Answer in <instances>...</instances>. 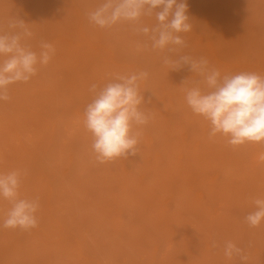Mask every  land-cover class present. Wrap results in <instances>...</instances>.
Here are the masks:
<instances>
[{
	"label": "rangeland",
	"instance_id": "obj_1",
	"mask_svg": "<svg viewBox=\"0 0 264 264\" xmlns=\"http://www.w3.org/2000/svg\"><path fill=\"white\" fill-rule=\"evenodd\" d=\"M101 2L0 0V31L19 18L34 50L41 39L56 49L0 102V172H25L21 196L40 201L37 228L0 229V264H241L223 255L229 240L245 249L247 264H264V224L244 222L264 197V145L209 139L208 122L184 100L189 68L170 70L127 22L90 24ZM186 4L192 31L182 34L183 53L206 57L222 74L264 75V0ZM139 70L149 72L141 91L151 114L139 153L98 163L84 125L89 86ZM8 208L0 200V219Z\"/></svg>",
	"mask_w": 264,
	"mask_h": 264
},
{
	"label": "clouds",
	"instance_id": "obj_2",
	"mask_svg": "<svg viewBox=\"0 0 264 264\" xmlns=\"http://www.w3.org/2000/svg\"><path fill=\"white\" fill-rule=\"evenodd\" d=\"M87 16L90 24L101 29L127 22L137 35L150 42L152 50L164 53L162 63L170 70L189 68L192 76L183 83L188 84L184 100L193 114L208 122L209 139L222 136L232 148L247 143L264 145V75L222 74L206 57L183 53L188 45L182 34L192 31L186 0H102ZM153 16L155 24L142 22V18ZM28 25L11 18L8 30L0 31V102L11 99L12 85L28 83L55 55L54 46L43 39L37 50L33 49L28 41L34 34ZM148 77V71L139 70L114 74L103 86H89L92 100L85 108L84 125L92 135L91 149L98 163L139 153L143 127L151 119L141 91V83ZM260 159L264 160V153ZM24 175L20 170L0 172V200L9 204L0 219V229L30 231L39 225V198L20 193ZM252 202L254 208L245 215L244 222L258 228L264 224V197ZM223 255L229 260L239 258L241 264L248 262L245 249L231 240L224 243Z\"/></svg>",
	"mask_w": 264,
	"mask_h": 264
}]
</instances>
